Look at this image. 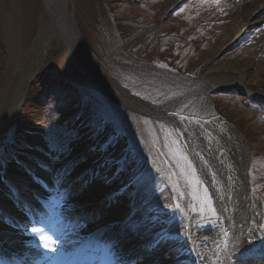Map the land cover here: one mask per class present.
<instances>
[{
  "label": "rangeland",
  "instance_id": "rangeland-1",
  "mask_svg": "<svg viewBox=\"0 0 264 264\" xmlns=\"http://www.w3.org/2000/svg\"><path fill=\"white\" fill-rule=\"evenodd\" d=\"M202 1L203 3L201 0L188 1L185 4L186 9L181 12L176 11L173 17L170 10L174 5L170 6L168 3L170 0H143L139 5H136L134 0L123 2L119 0H71V8L82 39L91 53L119 84L128 88L133 94L155 105L178 98L180 100L176 107L178 113L202 118L216 113L215 106L224 117H228L241 129L249 147H252L254 151L252 172H257L249 181L252 211V223L249 229L264 238V174H258L264 172V120L257 114V110L253 111L246 105L244 106L241 101L243 96L240 95L244 93L247 94L245 97L252 99L264 92V27H261L253 36L257 26L261 24L264 26V11L256 14L257 19L263 18L257 25L245 32L242 30L236 37L226 40L239 14L259 0ZM168 6L170 7L167 9ZM46 21L47 17L41 0H0V117L6 111L4 107L6 103L11 101V94L14 95L22 87L28 62L34 57L35 42L40 34V26ZM161 26L165 27L160 30ZM165 30L173 37H180L183 34L184 43L183 40H179L181 42L179 47L182 49L178 51L179 58L175 65L176 67L182 66L181 71L175 72L163 65L155 64L160 59L161 53L159 50L156 51L155 47L166 48L173 42L167 36L163 39L158 38L163 36ZM52 38H54L50 43L52 48L38 68L37 76L33 77L28 84L25 92L26 99L24 97L19 107L22 111L18 110L16 120H13L1 135L4 140L0 142V150H4L7 145L11 144L13 136L17 141L21 138L27 142L24 136L27 131L35 125L41 126L42 123L38 122L41 117L39 107L27 99L28 93L31 89L40 90L39 92L43 93L51 87L52 83H46L44 86V81L51 79V74L43 78V72H60L71 82V87L62 90L60 88L62 86H59L63 95L57 89L54 90L58 85H52L50 88L55 92L49 95L48 101L49 108L52 106V116L59 120L65 114L71 115L73 111L76 114L78 106L75 105L77 108L73 109L72 107L73 104H80L76 100L79 96L78 91L80 97L84 98V102H88L90 108V104L93 106L95 110L93 112L106 115H103L106 118L100 123L97 134L94 128L93 133L91 129H88L87 133H82L83 130L80 132L82 139L87 136L84 142L88 140L91 144V142L96 143L100 140L99 145L101 144L103 152L94 153V161L100 156H106L111 161L97 179L99 181L96 184L105 185L106 176L112 172L114 163L120 162L135 168H140L145 164L156 168L160 174L152 173L151 177L143 172L146 177H144L142 187L137 189V204L143 203L151 195H147L149 185L145 186L146 182L151 183V181L164 178L167 188L172 193L170 200L177 203V210L185 216L171 229L189 228L190 223L196 225V223H205L207 220L209 222L210 218L218 219V216L214 214L212 202L201 177L192 166L190 151L183 142L180 132L163 123H156L149 119L138 120L137 116L110 101L101 91L100 93L93 88L95 85L92 80L65 52L59 38L56 36ZM243 40H248V42L243 44L245 43L242 42ZM152 41H154V50L149 46ZM137 44L153 51L150 62L148 57L142 61L125 56L124 53ZM198 44L201 45L195 47ZM162 48L160 50H163ZM143 51L145 50L140 49L138 54ZM146 52L148 56L149 51ZM133 53H131L132 56H134ZM222 65H227L234 70L236 67L246 66L248 72H252L258 79V84L248 83L239 70L229 72V76L222 72L212 74L213 79L212 76H203L204 71L209 72ZM186 71H189L190 75L181 74ZM233 77L238 79L241 87L236 86L237 82L233 81ZM223 81L228 82H225V85H219ZM229 82L235 85H229ZM229 89H233V94L214 92ZM63 99L66 100V105H59ZM58 109L62 115L58 113ZM80 114L83 116L82 112ZM80 118L78 120L84 127L85 123L82 124ZM238 122L242 124L238 125ZM42 132H45L44 127ZM258 132L261 134L259 135ZM91 136L95 137V140H91ZM19 142L22 143V141ZM126 145L129 147V152H124ZM19 149L27 148L20 146ZM117 149L118 151L114 153ZM4 161L5 165L11 162ZM119 178L117 177L116 180L118 181ZM110 182L113 183L112 180ZM150 187L152 188L151 185ZM158 191L156 189V193ZM149 197L152 203H158L157 200H160L162 204L167 202L164 193H158L157 198L155 195ZM151 225H154L151 228L156 232L170 233V229L165 228L171 226L170 224H162L157 220ZM134 231L137 232V230ZM185 234L187 235L186 231ZM261 238L258 241L255 237L252 239L253 248L259 245ZM182 239L187 242L185 237L182 236ZM179 240L180 235L175 236V242L168 245L167 250L170 255L165 254L164 259L170 261L173 258L171 255L175 254L180 264H193L187 253H180L186 244L178 250L181 245H177Z\"/></svg>",
  "mask_w": 264,
  "mask_h": 264
},
{
  "label": "bare ground",
  "instance_id": "bare-ground-1",
  "mask_svg": "<svg viewBox=\"0 0 264 264\" xmlns=\"http://www.w3.org/2000/svg\"><path fill=\"white\" fill-rule=\"evenodd\" d=\"M178 0H170V6L175 4ZM168 6L167 9L170 7ZM264 7V0H259L251 6L250 8L246 9L244 12L239 14V16L235 19V25L233 27V30L226 36L227 39L234 38L238 35V33L244 29H248L252 27L254 24H256L259 19L256 18V14L260 11V9ZM166 9V10H167ZM69 14V21L70 24L77 29V23L73 16V14L68 11ZM47 21L43 23L39 29L40 34L38 35V38L36 40V47L34 51V57L31 59V61L28 62V66L25 72V76L23 78L22 85H25V82L35 73L36 70H38V65L40 63L42 55L48 51V49L52 48V45L50 42L54 38H52L49 30L54 28L57 25L58 19H54L50 16L47 17ZM77 41H80V39H76ZM50 41V42H49ZM64 45V49L66 52H70V46L72 43H65L62 42ZM76 43V42H74ZM71 53V52H70ZM76 55V52L73 51L71 53L72 56ZM239 70L243 74V78L250 84H258V79L254 77V74L252 72H248V68L246 66L242 67H236V70L233 68L228 67L227 65H222L220 68L214 69L212 71H204L203 76H212L215 73H224L227 76H229V72L231 71H237ZM213 74V75H212ZM241 74V75H242ZM232 78V77H231ZM100 79L103 84H110V89L113 90V92L121 97L123 101H126V103L138 107H142L134 98L135 96H130L125 90H123L120 86H117V83L114 81L112 82L108 74L103 71V76H100ZM228 79V78H227ZM233 81L237 82V86L241 87L239 81L237 78L233 77ZM217 82H221L217 80ZM228 81H223L219 85H225ZM233 82V83H234ZM229 85H235L229 82ZM18 89V92L11 94L12 97L10 102H7L5 107V112L0 117V133H2L11 121L15 118L17 114V107L20 104V102L23 100V90ZM250 93H252L250 91ZM263 94V95H262ZM259 97L264 98V92ZM10 105V106H9ZM154 112H161V109L159 108H152ZM215 123V122H214ZM216 124V123H215ZM226 128V127H225ZM191 131L195 133L199 127L198 126H192ZM0 138H2L0 136ZM26 139L31 145V150L26 151L24 154H22V167L21 168H15L8 170V177L6 178L7 181L4 184H0V207L2 208V199L6 200L8 202V198L10 195L5 194L8 190H12L14 195H24L28 198L31 197V187H30V178H35L33 171L40 172V164L36 163V159L43 161V158L39 152V149L43 147L41 144L42 138L40 136V128L38 125H35L30 128L29 132L26 134ZM203 145L205 143H208L209 138L207 136H204L203 138ZM241 139V138H240ZM224 138H221V143L223 144ZM242 139L239 142H236L235 147L232 146V143H227L225 146L226 153L229 154V158L231 156V164L233 167L234 172H230V168L227 167V165H224V172H218L217 176L218 178L222 180V185H218L216 189H214L217 192V196L219 198L215 199V202L218 206V211L220 214V220L210 229V232L207 234L202 235V233H199V238H195L196 242V252H197V260L202 262V264H264V243L258 247L256 253L253 252L252 245V239L255 237L258 240H260V237L257 233H255L253 230L250 231V226L252 223V211H251V197H250V187L248 184V177L246 178L247 173V162H248V153L246 152V149L242 146ZM244 145V143H243ZM245 146V145H244ZM118 148V147H117ZM237 148L241 149V158L237 153ZM37 149V150H36ZM114 151V150H113ZM115 150L114 152H117ZM112 152V151H111ZM237 155V156H236ZM191 156H193V152H191ZM88 161L87 163H89ZM75 166V165H74ZM87 165H80L78 168V174L79 176H82L85 174V172H79L84 169H86ZM86 167V168H85ZM68 172H66L67 175ZM27 174H29L30 177H27ZM73 177V176H72ZM63 178V177H62ZM38 180V179H35ZM42 184V183H41ZM80 184L87 185L86 182H80ZM40 186V185H39ZM30 190V191H29ZM84 193L80 194L78 196V200L81 201L75 207H80L84 204L93 203L98 201L103 194L105 193V189L102 188L100 184H96V182H92V184L86 186L84 189ZM223 190V191H222ZM2 191H4V194H2ZM47 195V194H46ZM5 197V198H4ZM7 198V199H6ZM72 205V204H71ZM70 205V208H71ZM3 207H6L4 205ZM125 206H114L112 208V212H116L120 209H124ZM69 209V208H68ZM75 209V208H73ZM8 211H11L10 209H7ZM19 212V210L17 211ZM16 211L12 212L11 214L14 216H18V213ZM77 212V211H75ZM114 216L109 214V217L105 218L103 221L99 222L100 224H103L104 222L111 221ZM84 222L88 223L86 219H83ZM91 221H94V219H91ZM94 223H88L87 228H92ZM99 225V224H97ZM82 226V225H81ZM91 230H88L86 233H89ZM108 231L107 229L103 230ZM40 235V236H39ZM39 235H36L34 237L25 238L20 234V232H17L15 230H12L7 225H4L1 218H0V239L5 240L3 241L6 246H9L10 249L8 250L10 253L15 254V250L22 251L23 253H30L29 258L30 260L38 259L39 257H43L44 254L42 252L41 246L43 245V242L41 241V236H43L46 241L47 237L46 234L41 232ZM203 239V241H202ZM25 240V241H24ZM27 241H31L27 244ZM258 252H260L258 254ZM144 264V263H142Z\"/></svg>",
  "mask_w": 264,
  "mask_h": 264
},
{
  "label": "water",
  "instance_id": "water-1",
  "mask_svg": "<svg viewBox=\"0 0 264 264\" xmlns=\"http://www.w3.org/2000/svg\"><path fill=\"white\" fill-rule=\"evenodd\" d=\"M42 4L44 6V10L45 13L48 16L54 18V19H58L59 21L57 22V25L50 29L49 32L51 34V36H57L60 38V40L62 42L65 43H72V45L70 46V52L73 53L76 52V55L74 54V58L77 59L80 62V67L83 69V71L95 82V84L97 86H99L104 92H106L109 96L113 97L117 102L121 103L123 106H125L127 109L131 110V111H135L136 113H141V114H145L143 112V108H138L135 107L134 105H130L128 103H126V101H123V99L121 97H119L117 95V93L115 94L113 92L112 89H110L108 84H103L100 76H103V69H101L95 62V60L92 58V55L90 53H88L85 50V47L83 45V43L81 41H77L76 39H79V31L78 29H75V27L73 25L70 24L69 21V4H70V0H41ZM76 42V43H74ZM105 72V71H104ZM109 77V76H108ZM109 79L113 82L112 78L109 77ZM179 123L181 124V120L178 119ZM186 133L188 134V136L192 139V142L195 141V143H197V138L195 136H193V134L188 131V129L183 125ZM237 135V134H236ZM235 144H237L236 142L240 141V136L237 135V137L235 138ZM203 140L200 139L198 144L200 142H202ZM245 145V142L242 141ZM241 142V143H242ZM243 148L246 149V147L243 145ZM195 147H197L195 145ZM241 149L237 148V153L241 158ZM247 152V150H246ZM200 153V154H199ZM205 154V157L202 158V153L199 150L198 154L200 156L199 160H202L204 163V167L202 166V170L203 172H208L210 179L212 181H216L215 184L218 187V185H222V180L221 178L219 179L217 176L218 172H224V168L222 167L223 165L219 162L218 159L216 158H212L211 155H209L206 151L203 152ZM217 156V154H216ZM223 156V155H222ZM237 156V155H236ZM230 172H234L233 168H230ZM216 180H215V179ZM212 187H214L212 185ZM216 189V187H214ZM214 188L212 189V193L213 194H217V192L214 190ZM217 190V189H216ZM223 191V190H222Z\"/></svg>",
  "mask_w": 264,
  "mask_h": 264
},
{
  "label": "snow or ice",
  "instance_id": "snow-or-ice-1",
  "mask_svg": "<svg viewBox=\"0 0 264 264\" xmlns=\"http://www.w3.org/2000/svg\"><path fill=\"white\" fill-rule=\"evenodd\" d=\"M32 231H33L34 233H38V232H40V229L34 227V228L32 229ZM41 241L43 242V246H44L45 248H47L49 251H53V249L49 246V244L47 243L46 239H45L43 236H41ZM157 246H159V245H157Z\"/></svg>",
  "mask_w": 264,
  "mask_h": 264
}]
</instances>
